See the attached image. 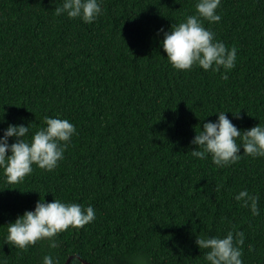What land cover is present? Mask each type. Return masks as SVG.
Returning <instances> with one entry per match:
<instances>
[{
	"label": "trees",
	"instance_id": "obj_1",
	"mask_svg": "<svg viewBox=\"0 0 264 264\" xmlns=\"http://www.w3.org/2000/svg\"><path fill=\"white\" fill-rule=\"evenodd\" d=\"M61 2L0 0V135L22 123L30 138L45 116L78 133L52 171L33 165L9 184L0 170V259L133 264L144 254L150 264H209L196 237L235 228L245 237L243 264H264V157L241 148L238 162L217 167L210 155L193 157L190 143L213 111H228L241 130L264 124V0H221L219 22L201 18L237 48L227 80L222 68L174 69L159 43L157 29L195 15L197 0H103L92 23L56 16ZM243 189L259 197L260 215L233 198ZM43 197L91 205L96 219L59 233L57 248L5 243L7 223Z\"/></svg>",
	"mask_w": 264,
	"mask_h": 264
},
{
	"label": "clouds",
	"instance_id": "obj_2",
	"mask_svg": "<svg viewBox=\"0 0 264 264\" xmlns=\"http://www.w3.org/2000/svg\"><path fill=\"white\" fill-rule=\"evenodd\" d=\"M103 0H62L55 7L56 16L66 15L69 19H79L84 23L94 22L102 14ZM221 0H197L196 14L189 15L183 22L171 25L165 31L157 29L163 38L159 41L171 66L176 70H191L199 66L203 70L219 72L224 69L222 78L228 79V72L236 65L237 48H229L216 39L215 33L205 28L202 19L209 23L219 22L221 16L217 9ZM228 111H213L216 119L203 123L200 131L190 141L196 147L191 155L198 159L211 156L217 167H226L241 159L243 154L264 157V124L257 123L248 129L241 130L225 114ZM238 113V112H237ZM3 122V116L0 117ZM44 125L34 131L30 138L29 124L9 123L0 135V170L7 183H21L33 172V165L45 171H52L58 162L64 159V151L71 138L78 134L76 127L67 119L44 117ZM9 138H14L9 142ZM237 138L240 143H237ZM199 149V150H197ZM242 207L248 208L253 216L260 215L259 197L250 194L247 189L240 190L233 197ZM96 219L95 209L78 203L53 199L46 202L38 199L32 210H25L14 221L7 223L5 243L22 251L37 241L47 240L50 248H57L54 239L59 233L71 228H82ZM244 233L235 228L223 237H196L199 249L207 250L204 260L209 264H243L242 245ZM249 251H252L249 245ZM79 259V257H75ZM151 258L138 254L133 264H150ZM0 264H7L0 259ZM42 264H57L53 257L45 255Z\"/></svg>",
	"mask_w": 264,
	"mask_h": 264
},
{
	"label": "water",
	"instance_id": "obj_3",
	"mask_svg": "<svg viewBox=\"0 0 264 264\" xmlns=\"http://www.w3.org/2000/svg\"><path fill=\"white\" fill-rule=\"evenodd\" d=\"M78 255H76V257H77ZM74 256L73 255H70L68 258H67V260L65 261V263L64 264H68L69 263V261L73 258ZM79 257V256H78ZM84 264H90L89 262H87L86 260H84V259H81V258H79Z\"/></svg>",
	"mask_w": 264,
	"mask_h": 264
}]
</instances>
